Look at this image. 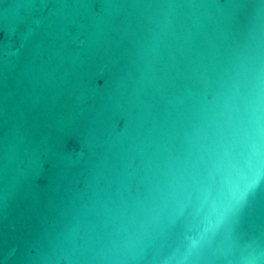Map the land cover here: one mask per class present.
<instances>
[{"label":"water","instance_id":"1","mask_svg":"<svg viewBox=\"0 0 264 264\" xmlns=\"http://www.w3.org/2000/svg\"><path fill=\"white\" fill-rule=\"evenodd\" d=\"M0 264H264V0H0Z\"/></svg>","mask_w":264,"mask_h":264},{"label":"clouds","instance_id":"2","mask_svg":"<svg viewBox=\"0 0 264 264\" xmlns=\"http://www.w3.org/2000/svg\"><path fill=\"white\" fill-rule=\"evenodd\" d=\"M244 195H245V192L241 191V192L238 194V196H237V202H239L240 200H242L243 197H244Z\"/></svg>","mask_w":264,"mask_h":264}]
</instances>
